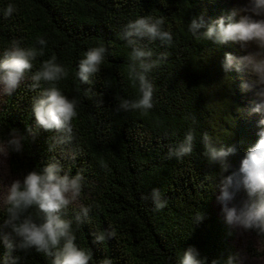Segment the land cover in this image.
I'll list each match as a JSON object with an SVG mask.
<instances>
[{"label": "trees", "instance_id": "trees-1", "mask_svg": "<svg viewBox=\"0 0 264 264\" xmlns=\"http://www.w3.org/2000/svg\"><path fill=\"white\" fill-rule=\"evenodd\" d=\"M9 3L17 11L4 17ZM227 6L226 0H0V53L13 40L30 46L37 36H44L48 41L45 56L34 62V70L55 55L70 72L59 86L80 101L70 146L79 149L80 155L75 162L61 163L71 166L72 174L82 170L86 178L79 203L92 205L91 222L74 223L73 229L77 243L90 247L94 264L105 256L114 264H175L188 246H195L209 260H223L236 251L234 234H227L228 226L213 208L218 192L214 178L219 172L203 154L201 135L210 134L217 146L235 145L238 151L230 160L238 166L258 139L259 128L244 122L247 103L239 74L225 73L221 66L225 52L237 55L238 44L218 46L197 39L187 27L193 17L202 13L212 20L230 10ZM147 15L165 17L174 43L171 47L159 41L149 45L157 54H168L166 62L150 74L155 84L154 107L147 115L118 111L120 98L137 94L127 79L130 49L118 34L128 21ZM98 43L106 44L111 55L93 78L94 95L89 98L77 90L74 72L85 51ZM35 95L25 81L12 96L0 100L3 136L11 128L23 131L34 124ZM101 97L104 102L98 105ZM189 130L196 137L191 155L168 158L169 147L182 142ZM53 135L40 130L34 141L26 142L23 153H12L10 172L20 177L48 163L54 155L48 151ZM153 187L168 201L161 211L144 199ZM199 210L205 218L192 228V216ZM109 226L115 237L104 245L95 243L93 232ZM3 251L0 244V254ZM17 255L20 264H49L34 250Z\"/></svg>", "mask_w": 264, "mask_h": 264}, {"label": "clouds", "instance_id": "clouds-1", "mask_svg": "<svg viewBox=\"0 0 264 264\" xmlns=\"http://www.w3.org/2000/svg\"><path fill=\"white\" fill-rule=\"evenodd\" d=\"M16 11L15 5L9 3L3 9V15L11 17ZM165 22L164 16H140L128 21L118 34L130 49L127 79L137 92L132 99L120 98L118 111L147 115L154 107L155 84L150 74L166 62L168 54H157L149 45L156 41L165 47L173 45V34L165 28ZM187 27L197 39L202 37L218 46H240L244 54L225 52L221 66L225 73L234 70L240 74L241 91L252 93L247 114H259L260 119L257 121L258 139L242 155L238 166L230 160L237 154L235 145L217 146L207 132L201 135L200 141L208 164L219 172L214 178V187L219 192L216 199L228 226L227 234L245 238L253 251L239 249L229 252L223 260H209L198 248L188 246L180 252L175 264H264V0H247L212 20H206L201 13L193 17ZM47 45L44 36H37L30 46H22L20 41L13 40L0 53V98L12 96L25 81L36 93L31 104L34 124L26 125L23 131L11 128L5 137L4 122L0 121V168L7 170L10 155L23 153L26 142L34 141L40 130L54 133L48 147L54 155L48 163L12 178L7 184L0 177V206L4 211V217L0 219V244L4 248L0 261L2 264H20L21 257L17 253L27 254L34 250L49 264H94L90 247L77 243L73 229L74 223L81 226L91 222L92 205L79 203L86 178L82 170L72 174L71 166L61 163L62 160L75 162L80 155L79 149L70 147L80 101L76 97L70 98L59 86L62 80L69 78L70 72L55 55L43 60L34 70V62L45 56ZM109 55L104 43L85 51L74 72L78 91L82 90L89 98L94 95L90 86ZM103 102L102 97L96 100L98 105ZM195 139L194 131L189 130L182 142L169 147L168 158L179 160L191 155ZM144 199H150L156 211L163 210L168 204L156 187ZM70 209H73L71 218ZM204 218L202 211L195 212L192 228ZM115 235L111 226L93 232L94 242L101 245ZM100 264H114V261L105 256Z\"/></svg>", "mask_w": 264, "mask_h": 264}, {"label": "rangeland", "instance_id": "rangeland-1", "mask_svg": "<svg viewBox=\"0 0 264 264\" xmlns=\"http://www.w3.org/2000/svg\"><path fill=\"white\" fill-rule=\"evenodd\" d=\"M226 1H227V5H228L227 7H229L230 9L233 8V7L241 6V5H243V4H245L247 2V0H226ZM236 53H237V55L244 54L243 50L240 48L239 45L237 46ZM239 78H240V74H239ZM242 92L245 95V98H246L245 100H246V103H247L246 104V108L248 109L250 107L249 101L252 98V93L251 92H245V91H242ZM3 98H0V100H2ZM259 119H260L259 114H255V115L249 116L247 114V112H246L244 122L247 125H251V126L259 128V126L257 124V121ZM0 177L3 178V182L5 184H7L12 178L17 177L15 175H13L10 172V170H9L8 159H7V170H5L4 168H0ZM0 194H2V189H0ZM218 194H219V192H217L216 197H217ZM216 197H215V199L213 201V208H214L215 212L219 216L223 217V214L221 212V206L218 203ZM1 207L2 206H0V208ZM233 245H234L236 250L246 249L249 253H251L253 251L251 243L247 242L245 240V238H243V237H241L239 235H236V234H234Z\"/></svg>", "mask_w": 264, "mask_h": 264}]
</instances>
